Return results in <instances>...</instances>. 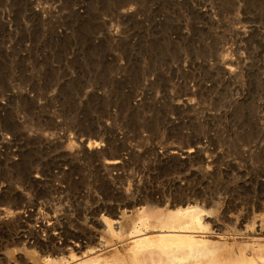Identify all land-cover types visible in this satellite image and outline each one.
<instances>
[{"label": "rangeland", "instance_id": "rangeland-1", "mask_svg": "<svg viewBox=\"0 0 264 264\" xmlns=\"http://www.w3.org/2000/svg\"><path fill=\"white\" fill-rule=\"evenodd\" d=\"M263 49L264 0H0V264H138L139 207L181 201L203 264H264Z\"/></svg>", "mask_w": 264, "mask_h": 264}, {"label": "bare ground", "instance_id": "bare-ground-1", "mask_svg": "<svg viewBox=\"0 0 264 264\" xmlns=\"http://www.w3.org/2000/svg\"><path fill=\"white\" fill-rule=\"evenodd\" d=\"M204 10V9H203ZM203 13V12H202ZM203 15V14H202ZM201 15V16H202ZM204 17V16H203ZM202 17V19H203ZM201 20V19H200ZM206 22V21H205ZM204 27V26H203ZM202 27V29H204ZM200 29V27H199ZM203 31V30H202ZM204 32V31H203ZM201 33V31H200ZM256 33V32H254ZM253 35V34H252ZM203 36V34H202ZM255 36V35H253ZM205 37V36H203ZM251 35L249 36L248 40L250 39ZM259 37V35H258ZM263 37V36H262ZM251 40V39H250ZM248 44V43H247ZM259 45V44H258ZM249 46V45H248ZM261 46V45H260ZM262 49V48H261ZM264 50V49H263ZM262 51V50H261ZM257 57H259L257 55ZM260 58V57H259ZM218 59V58H217ZM257 62V61H256ZM215 63V62H214ZM190 64V63H189ZM254 64V63H253ZM259 64V62H258ZM257 64V65H258ZM250 65V64H249ZM254 66V65H253ZM211 66H209V69H210ZM190 68V66H189ZM215 68H217L215 66ZM255 68V67H254ZM214 69V67H213ZM256 69V68H255ZM220 70V69H219ZM216 71L217 72H220V71ZM253 70V69H252ZM215 71V72H216ZM251 71V70H250ZM257 71V70H256ZM212 73V72H211ZM230 73V72H229ZM232 73V72H231ZM218 73H216L217 75ZM223 74V73H222ZM226 74V73H225ZM256 74V72H255ZM220 75V74H219ZM229 75V74H228ZM254 75V74H253ZM252 75V76H253ZM213 76V75H212ZM211 76V78H212ZM250 76V75H249ZM255 76V75H254ZM220 77V76H219ZM222 77V76H221ZM225 77V75H224ZM251 77V76H250ZM249 77V78H250ZM214 78V77H213ZM253 78V77H252ZM259 78V77H258ZM216 79V78H215ZM213 80V81H216V80ZM255 79V78H254ZM253 79V80H254ZM212 80V79H211ZM227 80V79H226ZM225 80V81H226ZM252 80V79H251ZM212 81V82H213ZM224 81V80H223ZM258 81V79H257ZM229 82V81H228ZM226 83V82H225ZM236 84V83H235ZM251 84H252V81H251ZM260 84V83H259ZM227 85V84H226ZM247 85H249V83H247ZM256 85V84H255ZM221 86H224V85H221ZM238 87V86H237ZM252 89V88H251ZM183 105H184V102H182ZM3 104V103H2ZM187 108V107H186ZM93 126V125H91ZM94 127V126H93ZM90 129V128H89ZM93 129V128H92ZM101 129V128H100ZM99 129V131H100ZM108 131V130H106ZM109 132V131H108ZM92 133V132H91ZM95 134V133H94ZM107 134V133H106ZM105 135V134H104ZM96 137V136H95ZM94 137V138H95ZM92 138H93V135H92ZM99 138V137H98ZM107 138V137H106ZM109 138V137H108ZM107 138V139H108ZM195 138H198L195 136ZM200 138V137H199ZM198 138V139H199ZM106 139V140H107ZM110 139V138H109ZM194 139V138H193ZM192 139V140H193ZM92 140V139H91ZM95 140V139H94ZM105 140V138H104ZM195 140V139H194ZM88 141V140H87ZM97 141V140H96ZM96 141H88V144H87V147L88 149H85V150H90L89 153H91V151H93L94 149H100V148H97L99 145V143H97ZM84 142V141H83ZM100 142V141H98ZM107 142V141H106ZM111 142V141H109ZM108 142V143H109ZM196 142V141H195ZM3 143V142H2ZM87 143V142H86ZM102 146V145H101ZM49 147V146H48ZM102 148V147H101ZM15 151V152H14ZM14 154L17 153L16 150H14ZM86 152V151H85ZM98 152V151H97ZM115 152V151H114ZM112 152V153H114ZM87 153V152H86ZM88 153V154H89ZM111 153V154H112ZM117 153V152H116ZM178 152H172L171 154H177ZM191 153H194L193 150L191 149H188L186 151H181V154H185L186 156L183 157V158H186V157H189V155ZM163 154V153H162ZM93 155V154H92ZM88 156V155H87ZM94 157V156H93ZM110 159L108 161L105 162V165L110 167V168H115L116 166H119V164H121L122 162V159L118 158L117 155H114V156H111L109 157ZM28 160V159H27ZM64 160V159H63ZM29 161V160H28ZM36 161V160H35ZM40 162V161H39ZM124 162V160H123ZM22 163V162H21ZM20 163V164H21ZM26 164V163H24ZM42 164H44V162H42ZM124 164V163H123ZM27 165V164H26ZM25 165V166H26ZM39 166V163L37 164ZM41 165V164H40ZM60 165V164H59ZM24 166V167H25ZM45 166V165H44ZM43 166V167H44ZM47 166V165H46ZM49 166V165H48ZM23 167V166H22ZM59 167V166H58ZM21 168V166H20ZM29 168V166H28ZM27 168V172H29V169ZM42 168V167H41ZM117 168V167H116ZM33 169V168H32ZM31 169V170H32ZM35 169V168H34ZM45 169V168H44ZM47 169V168H46ZM109 169V168H108ZM20 170V169H19ZM18 170V172L20 173V171ZM36 170V169H35ZM49 170V169H48ZM107 170V169H106ZM23 171V170H22ZM33 171V170H32ZM31 171V172H32ZM37 171V170H36ZM26 172V173H27ZM30 172V173H31ZM21 174V173H20ZM33 174V172H32ZM123 174V173H122ZM26 175V174H24ZM27 176V175H26ZM28 176H30L28 174ZM104 176V175H103ZM24 178V176H21V178ZM33 177V176H32ZM31 177V178H32ZM41 177V176H39ZM28 178V177H27ZM30 178V179H31ZM25 179V178H24ZM23 179V180H24ZM33 179V178H32ZM37 179V176L35 178V180ZM103 179V178H102ZM20 180V179H19ZM28 180V179H27ZM39 180V179H38ZM43 181V180H42ZM18 182V181H17ZM22 182V181H21ZM25 182V181H24ZM30 182V180L28 181V183ZM34 182V181H32ZM32 182H30L29 184H31ZM36 182V181H35ZM39 182V181H38ZM41 183H44V182H41ZM20 184V183H19ZM40 184V183H39ZM5 185V184H4ZM21 185V184H20ZM33 185V183H32ZM38 185V184H36ZM43 185V184H42ZM182 185V184H181ZM3 186V185H2ZM25 186V185H24ZM30 186V185H29ZM41 186V185H40ZM4 187V186H3ZM6 187V186H5ZM28 187V186H27ZM37 187V186H36ZM7 188V187H6ZM3 190V189H2ZM7 190V189H6ZM6 190H3V191H6ZM13 190V189H12ZM29 191V189H27ZM38 190H39V186H38ZM37 190V192H38ZM43 190V189H41ZM40 191V190H39ZM11 192V190H10ZM42 192V191H41ZM151 193H154L152 191H150ZM4 193V192H3ZM40 193V192H39ZM6 194V193H4ZM12 194V193H11ZM14 194L15 191H14ZM41 194V193H40ZM10 195V194H9ZM8 195V197H9ZM19 195H21L19 193ZM155 195V194H154ZM1 196V195H0ZM16 196V195H15ZM18 196V194H17ZM22 196V195H21ZM20 196V197H21ZM152 196V195H151ZM7 197V198H8ZM139 197V196H138ZM6 198V197H5ZM14 199L13 197L10 196V199ZM19 198V197H18ZM23 198V197H22ZM154 198V197H152ZM9 199V198H8ZM9 199V200H10ZM17 199V198H16ZM138 199V198H137ZM140 199V197H139ZM158 199V198H157ZM162 199V198H161ZM1 200V199H0ZM19 200V199H17ZM21 200V198H20ZM19 200V201H20ZM27 200V199H26ZM25 200V201H26ZM29 200V199H28ZM3 202H7L4 201V199L2 200ZM23 201V200H22ZM137 201V200H136ZM139 201V200H138ZM178 201V200H177ZM177 201L175 203H177ZM11 202H14V200H12ZM29 202V201H28ZM151 202V201H149ZM152 202H154L152 200ZM174 202V201H173ZM182 202V201H181ZM179 202L175 205H170L169 207H165V209L161 208L159 209V207L155 206L153 208H149V206H144L143 202L140 203V204H143L142 206L139 207V211H138V214H137V217L136 219L134 220L132 226H131V230L129 232L130 235H133V236H138V234H140L141 232H144V230L147 228V224H149V219H152L153 222H154V225L155 227H157V229H159V231L161 232L160 234H157L155 236H148V237H141V236H138V238H136L135 240H133L129 246V253L130 255L132 256L133 260L136 261L138 264H203L204 261L208 258L211 257L212 255V252H213V248L214 246L217 248V247H220L219 243H213V242H209L203 238H197L196 236H194L193 233H198V232H201V231H204L205 229H207V223H204L203 222V219L206 218L204 216H207V214H210L211 211L210 210H203L201 207H198L197 205L195 204H191L189 202ZM206 202V201H205ZM10 203V202H9ZM8 203V204H9ZM3 204V203H2ZM18 204V202H17ZM16 204V205H17ZM19 204L21 205V203L19 202ZM33 204V202H32ZM208 205H210V203H206ZM13 205V204H12ZM15 205V204H14ZM24 205V204H23ZM22 205V206H23ZM153 205V204H151ZM30 206V204H29ZM9 207V206H8ZM18 207V205H17ZM111 207V206H110ZM130 207V206H129ZM128 207V208H129ZM151 207V206H150ZM15 208V207H14ZM19 208V207H18ZM17 208V209H18ZM12 209V208H11ZM97 209V208H96ZM111 211L113 212L114 209ZM127 211V210H126ZM125 210H123L124 214L127 213ZM108 212V211H107ZM28 213V212H27ZM109 213V212H108ZM114 213V212H113ZM111 213V215L113 214ZM112 218V217H111ZM111 218H109L108 216L107 217H104L102 216L101 219H102V228H103V232H105V234L109 235L111 238H119L121 237V231H120V227L116 226L114 227V224H113V221H115V224H117V220L119 221L120 217H115V220H112ZM18 219V218H17ZM47 219V218H46ZM14 220V219H13ZM39 221V220H38ZM49 221V220H48ZM3 222V221H2ZM7 222V219L6 221ZM4 222V223H5ZM42 222V221H41ZM1 223V221H0ZM9 223V222H8ZM97 223L99 224L100 226V222L97 221ZM44 224V223H43ZM119 224V223H118ZM4 225H7L4 224ZM14 225V224H13ZM18 225V224H16ZM15 225V226H16ZM151 225V224H150ZM1 226V224H0ZM8 226V225H7ZM6 226V227H7ZM14 226V227H15ZM25 226V225H24ZM37 226V225H36ZM40 226V225H39ZM44 226V225H42ZM64 227V226H63ZM101 227V226H100ZM5 228V227H4ZM38 228V227H37ZM41 228V227H40ZM56 228V227H54ZM1 229V228H0ZM9 229V228H8ZM12 230V228H11ZM37 230V229H36ZM41 230V229H40ZM6 231V230H5ZM46 231V230H45ZM49 231V230H47ZM66 231V230H65ZM43 232V231H42ZM6 233V232H5ZM4 233V234H5ZM16 233V231H15ZM53 233V232H52ZM57 233V232H56ZM66 233V232H64ZM68 233V231H67ZM27 234V233H26ZM59 234V233H58ZM6 235V234H5ZM8 235V233H7ZM35 235V234H34ZM37 235V234H36ZM51 235V234H50ZM52 235H56V234H52ZM60 235V234H59ZM57 235V236H59ZM64 235V234H63ZM69 235V234H68ZM72 235V234H71ZM1 236V235H0ZM3 236V234H2ZM19 236V235H18ZM17 236V238L19 239V237ZM41 236V235H40ZM57 236H56V239H57ZM66 236V235H64ZM9 237V236H8ZM39 237V236H37ZM47 237V236H46ZM62 237V236H61ZM1 238V237H0ZM7 238V237H6ZM42 238V237H41ZM39 238V239H41ZM59 238V237H58ZM76 238V237H75ZM3 240V238H1ZM0 239V240H1ZM9 239V238H8ZM7 239V240H8ZM45 239V238H43ZM51 239V238H49ZM55 239V238H54ZM1 240V241H2ZM37 240V239H36ZM52 240V239H51ZM64 240V239H63ZM5 241V240H4ZM3 241V242H4ZM16 241V240H15ZM19 241V240H18ZM32 241V240H31ZM35 241V239H34ZM41 242V241H40ZM64 241H62L63 243ZM75 242V241H74ZM79 242V241H78ZM1 243V242H0ZM51 243V242H50ZM60 243V242H59ZM61 243V245H62ZM68 243V242H67ZM10 244V243H9ZM17 244V243H16ZM20 244V243H19ZM52 244V243H51ZM105 242L104 241H101L99 243V247H102V246H105ZM81 245V244H80ZM52 246V245H51ZM72 246V245H71ZM97 246V245H96ZM41 247V246H40ZM54 248V246H52ZM81 247V246H79ZM66 248V247H65ZM68 248V247H67ZM33 249V248H32ZM52 249V248H51ZM58 249V248H56ZM62 249V248H61ZM71 248L69 247V250ZM55 250V249H54ZM66 250V249H65ZM64 250V251H65ZM53 251V250H52ZM60 251V250H58ZM71 251V250H70ZM55 252V251H54ZM45 253V252H44ZM60 253V252H59ZM58 253V254H59ZM42 254V252H41ZM49 254V252H48ZM49 256V255H48ZM53 256V255H52ZM24 258V257H23ZM30 258V257H29ZM39 258V257H38ZM47 258V256H46ZM11 259V258H10ZM18 259V258H17ZM21 259V258H20ZM119 259L118 257V254L117 253H114L113 255L111 254V256L109 257H105L104 259L100 260V259H96V260H93V261H90L88 262L87 264H117V260ZM12 260V259H11ZM19 260V259H18ZM43 260V259H42ZM17 260H15L16 262ZM22 261V260H20ZM20 261H19V264H20ZM1 262V261H0ZM13 262V261H12ZM2 264V263H1ZM3 264H5L3 262ZM18 264V263H17ZM25 264V263H24Z\"/></svg>", "mask_w": 264, "mask_h": 264}]
</instances>
